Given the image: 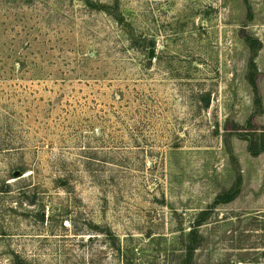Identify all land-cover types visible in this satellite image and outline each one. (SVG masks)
I'll return each instance as SVG.
<instances>
[{"label":"rangeland","instance_id":"374dc122","mask_svg":"<svg viewBox=\"0 0 264 264\" xmlns=\"http://www.w3.org/2000/svg\"><path fill=\"white\" fill-rule=\"evenodd\" d=\"M250 118L264 0H0V264H264Z\"/></svg>","mask_w":264,"mask_h":264},{"label":"trees","instance_id":"16d2710c","mask_svg":"<svg viewBox=\"0 0 264 264\" xmlns=\"http://www.w3.org/2000/svg\"><path fill=\"white\" fill-rule=\"evenodd\" d=\"M244 41L247 44L251 52V55H252L250 62H249V73H248L247 79H248L249 84L253 88V90L256 91V84H255L256 67L254 63V57L256 55V52L260 48V42L247 35L244 36ZM256 103L259 104L258 99ZM237 130L243 131L242 133L238 131L239 132L238 136L248 142V151L253 156H257L260 152L264 151V140H262V143L260 145H257L256 138H254V135L251 133V118L248 119L246 125L242 129H237ZM241 182H242L241 176H237V179L232 185V187L228 191L218 195L216 199L214 200L213 205L216 206L220 204H228L234 201L239 195ZM208 214H209L208 211H204L203 213H201L199 215V218L201 219V221H204L205 218L208 216ZM197 244H198V238L196 236V233L192 231L189 234L188 245H186L185 247V255H184V260L182 261V264H191L192 254L194 253V250L198 246Z\"/></svg>","mask_w":264,"mask_h":264},{"label":"water","instance_id":"95a60500","mask_svg":"<svg viewBox=\"0 0 264 264\" xmlns=\"http://www.w3.org/2000/svg\"><path fill=\"white\" fill-rule=\"evenodd\" d=\"M152 55H153V50L152 49H150L149 51H148V56H147V58L149 59V60H151L152 59ZM207 103H205V105H206Z\"/></svg>","mask_w":264,"mask_h":264}]
</instances>
